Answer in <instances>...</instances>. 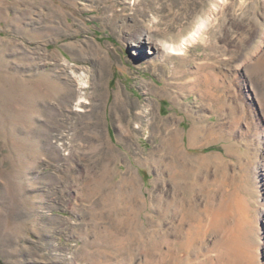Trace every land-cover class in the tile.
I'll return each instance as SVG.
<instances>
[{
  "label": "rangeland",
  "instance_id": "obj_1",
  "mask_svg": "<svg viewBox=\"0 0 264 264\" xmlns=\"http://www.w3.org/2000/svg\"><path fill=\"white\" fill-rule=\"evenodd\" d=\"M129 1L0 0V264H264V0Z\"/></svg>",
  "mask_w": 264,
  "mask_h": 264
},
{
  "label": "bare ground",
  "instance_id": "obj_2",
  "mask_svg": "<svg viewBox=\"0 0 264 264\" xmlns=\"http://www.w3.org/2000/svg\"><path fill=\"white\" fill-rule=\"evenodd\" d=\"M129 3L131 5L134 4V6L141 5L140 0H130ZM225 3H226V0H215L214 5H213V9L210 11V13H208L207 16L199 22V24L195 28V30L189 35L188 38L184 39L182 43H177V44L176 43H169V42L166 43V42H162L159 40H154L153 38L155 35L152 36L153 31L152 32L150 31L151 28H146L144 31L140 32V34L138 35V42L137 43L141 44V42H142L141 39L148 40L150 49H152L154 51L153 54L157 58H164L167 55H181V56L185 55L186 51L188 50V47L190 45H193L194 43H196L200 39V36L203 35L204 32L208 31V29L212 26V24L214 22V11L219 10L220 7L222 5H224ZM110 9H111V7H110ZM114 19H115V15L112 18L110 16V18H108V21L111 24H113ZM143 47H144V45H141L140 50ZM103 59L105 60V58H103ZM82 80H84V79H82ZM86 82L84 81L82 86H85L84 84H86ZM83 103H86L85 98L80 97L78 104L80 105ZM132 185H134V184H132Z\"/></svg>",
  "mask_w": 264,
  "mask_h": 264
}]
</instances>
